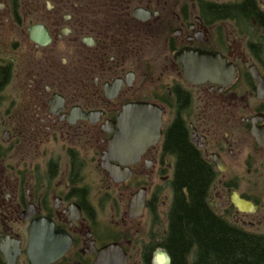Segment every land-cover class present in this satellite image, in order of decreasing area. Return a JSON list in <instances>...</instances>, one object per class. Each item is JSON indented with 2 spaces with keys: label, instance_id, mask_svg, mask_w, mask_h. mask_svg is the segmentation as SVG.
<instances>
[{
  "label": "flooded vegetation",
  "instance_id": "flooded-vegetation-1",
  "mask_svg": "<svg viewBox=\"0 0 264 264\" xmlns=\"http://www.w3.org/2000/svg\"><path fill=\"white\" fill-rule=\"evenodd\" d=\"M176 124L264 261V0H0V264H174Z\"/></svg>",
  "mask_w": 264,
  "mask_h": 264
},
{
  "label": "trees",
  "instance_id": "trees-1",
  "mask_svg": "<svg viewBox=\"0 0 264 264\" xmlns=\"http://www.w3.org/2000/svg\"><path fill=\"white\" fill-rule=\"evenodd\" d=\"M170 148L176 154L175 191L171 209V250L174 264H184L194 250V264H264L259 248L216 220L204 204L208 168L187 143L179 124L173 126Z\"/></svg>",
  "mask_w": 264,
  "mask_h": 264
},
{
  "label": "water",
  "instance_id": "water-1",
  "mask_svg": "<svg viewBox=\"0 0 264 264\" xmlns=\"http://www.w3.org/2000/svg\"><path fill=\"white\" fill-rule=\"evenodd\" d=\"M37 234L38 233H36L35 229H33L30 234V248H31L30 253L31 254H29V257L33 259L34 262H38V241L36 238ZM64 250H65V247L58 250V252L54 251L53 253L48 254V255L44 254V262L54 260L55 258L61 256Z\"/></svg>",
  "mask_w": 264,
  "mask_h": 264
}]
</instances>
